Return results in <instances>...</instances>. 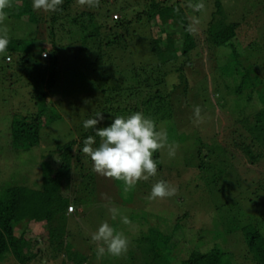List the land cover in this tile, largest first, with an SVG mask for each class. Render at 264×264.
<instances>
[{
	"label": "rangeland",
	"instance_id": "1",
	"mask_svg": "<svg viewBox=\"0 0 264 264\" xmlns=\"http://www.w3.org/2000/svg\"><path fill=\"white\" fill-rule=\"evenodd\" d=\"M110 1L113 4L110 8L115 9L106 19L108 22L122 15L119 4H123V0ZM221 1L227 18L240 24L234 38L235 46H208L206 26L213 5L210 1L203 2L204 8L197 10V14L191 10L188 12L196 46L188 53V58L181 56L174 63L184 64L181 71L168 72L166 69L170 63L166 69L160 66L161 61L148 44V33H136L135 26H131L128 32L130 36H136L129 44L131 51L122 52L119 46L115 47L112 65L129 77L136 71L144 75L152 70L155 78L164 71L169 73L162 84L151 87L149 92V95H154L159 88V99L153 98L148 105H141L138 111L151 117L158 129H166L169 142L174 141L178 147L174 157L168 156L167 148L158 151L156 176L139 181L128 193H124L122 181L96 174L87 156L82 159V169L80 166L71 170L70 188H64L63 193L69 205L74 207L73 212L67 207L68 214H74L67 215L64 221L63 242L84 256L87 259L85 264L149 262L150 257L144 247H148L151 230L159 231L169 239L165 241L166 246L163 242L164 248L162 246L158 251L171 257V264H179L191 250L205 251L214 246L227 253L232 261L230 264H261L253 261L252 254L247 252L242 228L253 225L254 232L264 244V123L248 131V124L244 125L247 121L243 118L249 116L247 120L252 122L255 114L263 115L262 104L256 93L251 96L250 90L244 92L243 88V93L238 95L231 92L230 87L237 88L244 67L249 68V76L252 73L264 76V0ZM99 5H103L102 0H99ZM71 11L74 15L82 11L97 14L98 8L80 7L76 1ZM35 12L41 18L38 23L8 16L0 27L7 28L11 39L34 37L37 50L41 47L49 49L52 38L49 36L51 26L45 21L47 12ZM172 18L176 19L175 12H172ZM95 19L97 24L103 21L99 16ZM163 20L160 18V22ZM68 23L65 29L72 32L73 27ZM170 24H164L163 28L176 39ZM153 29L159 34L157 27ZM119 31L124 33L123 29ZM55 32H61L60 26ZM69 36L68 33H57L55 37L54 41L59 45L60 71L55 85L50 88V98L45 101H37L33 84H30L32 79L18 67L17 52L7 51L0 55V188L24 185L42 189V168L45 161L53 164L51 152L58 144L79 139L85 130L84 120L93 118L89 117V111L98 99L92 98L94 100L91 101L90 96L96 85H100V79L89 75L82 67L80 58H76V53L67 44ZM253 44L261 48H254ZM98 52L99 49L94 53ZM46 54L49 57V50H45L43 56ZM103 59H95L96 74L99 67L104 66ZM117 75L118 71H113L112 80L116 81ZM175 82L180 87L174 88ZM196 106L200 108V121L194 115ZM39 107L44 109L37 131L39 141L30 145L26 137L15 140V119L29 116L28 120H31L30 116L40 114ZM21 142L28 147L20 145ZM244 142L260 153L257 161H248L241 149ZM200 163L202 168H199ZM157 180L173 185L177 189L176 194L163 199H147L152 184ZM113 206L131 223L123 224L120 216L112 220L109 208ZM104 220L128 237L130 243L125 254L116 257L105 253L97 258L91 233ZM23 226L24 223L18 228ZM25 237L36 240L34 250L41 248L39 258L28 264H64L62 251L48 248L42 241L47 237L44 223L31 225ZM246 255L251 257L245 259ZM1 264L15 262L9 256Z\"/></svg>",
	"mask_w": 264,
	"mask_h": 264
},
{
	"label": "trees",
	"instance_id": "2",
	"mask_svg": "<svg viewBox=\"0 0 264 264\" xmlns=\"http://www.w3.org/2000/svg\"><path fill=\"white\" fill-rule=\"evenodd\" d=\"M76 1L63 0L60 9L55 12H47L48 17L45 18V21L51 26L49 36L52 38L51 44L48 45L49 49L41 47L37 50L34 46V37L30 39L10 38L8 52H17L18 67L32 79L30 84H33V92L37 101H45L50 98V88L55 85L60 71L59 45L55 43V37L57 33H63L64 35L68 33V36L71 35L68 38V46L76 53V58H80L79 62H82L81 65L86 68L88 74H93V77L100 79V85L95 84L96 88L92 92L94 95L91 94L90 96L91 101L95 98L98 101L95 102V107L89 111V117H94L97 112H101L104 119L96 127H105L106 123L112 122L114 116L127 115L138 111L141 105H148L153 98L159 99V88L156 89L158 94L155 92L154 95H149L151 87L162 84V81L171 70L181 71L183 69V63L178 65H174V63L181 56L188 58L190 51L196 46L193 31L192 29L189 30L188 12L191 10L194 14H197V10L194 11L189 7L190 3L196 4L195 1L197 2V0H182L185 6L182 5L180 0H157L156 2L154 0H123V4H119L122 15L120 18H111L112 22L106 20L110 17V12L115 9L114 7L110 8L113 5L110 4V0H102L103 5L97 6V14H93L91 11H82L74 15L71 7ZM208 1L213 5L206 26V42L208 46L215 48L224 44L235 46L234 38L237 36V28L240 26L239 22L230 21L227 18L223 11L221 0H200L199 3ZM5 11L10 18L21 20L26 18L28 22L32 23H38L41 20L32 9L31 0H12V7L5 9ZM172 12H175L176 19L172 18ZM97 16L103 18L101 23H96L95 18ZM160 18L164 20L160 22ZM65 20H68L69 23H67L73 27L72 32L65 29L67 24ZM169 22L172 23L170 25L177 36L176 39H173L170 33L163 28V25ZM59 26L61 32L56 33L55 29ZM131 26H135L136 33H148V44L161 61L159 62L160 66L166 69L167 64H171L168 67L169 69H166L168 74L164 71L155 78L152 70V73L146 72L143 73L144 75L136 71L129 77L126 72L125 74L123 73L122 69L113 67L111 58L115 52V47L119 46L122 52L131 51L129 44L134 36L128 34ZM154 27H157L159 34L155 33ZM118 29H123L124 33ZM253 47L261 48L255 47V44H253ZM97 49L100 52H104L94 53ZM45 50H49V57H47V54L43 56ZM96 57L104 58V66L99 67L97 74L95 68ZM248 69V67H244V74L240 75V83L235 90L231 86L230 91L240 95L243 93L244 88V92L247 89L250 90L251 96L256 93L257 99L262 104L260 108L263 115L258 116L255 114L256 117L254 116V121L252 122L248 121L249 116L243 117L244 121H247L244 125L248 124L246 129L253 131V127H261L264 123V76L260 77L258 73H252L249 76ZM113 71H118L116 81L112 80ZM127 83L131 86H128ZM173 85L174 88L180 87L177 82ZM39 111L40 114L30 116L31 120H28L29 116H25L20 120L15 119L13 126V137L15 140L19 141V138L26 137L28 138L27 144L30 145L39 141L37 131L41 124L40 117H42L41 114L44 109L40 108ZM94 134L92 129H85L80 134L79 139H71L57 145L51 152L53 164L47 161L44 162L42 168L44 185L42 189H32L24 185L0 188V264L9 256L14 259L15 264H28L34 258H39L38 252L41 251V248L33 249L36 240L25 237L29 227L38 223H44L47 229V237L42 241L47 244L48 248L62 251L65 257L63 260L64 264L67 262L72 264L86 263L87 259L84 256H81L80 253L77 254L75 250L69 249L68 245L63 242V235L65 234L64 221L67 215L74 214H68L67 212L70 202L68 198L64 197L63 189L68 190L70 188L71 170L73 171V169H77L82 165V159L85 155L79 151V148L83 146V139L88 135ZM27 144L20 143L24 147H28ZM73 149H76V151ZM241 149L250 163L257 161L261 157L260 153H257L256 149L246 142L241 144ZM154 158L157 160V152L154 154ZM202 164L200 163L199 168L203 167ZM79 169H82V166ZM23 223L24 226L18 228ZM242 233L247 243V252L253 256L251 259L264 264V244L260 241L261 237L254 232V226L244 225ZM149 235L148 239L150 241L147 239L149 244L148 247H144V250L147 253L146 255L150 257V261L143 264H171L172 258L158 251L163 246V242L164 246H166L165 241H169V239L155 230H151ZM160 243L162 245H159ZM247 257L251 256L246 255L245 259ZM230 263L232 261L228 259L227 253L214 246L205 251L191 250L188 256L181 260L179 264Z\"/></svg>",
	"mask_w": 264,
	"mask_h": 264
},
{
	"label": "clouds",
	"instance_id": "3",
	"mask_svg": "<svg viewBox=\"0 0 264 264\" xmlns=\"http://www.w3.org/2000/svg\"><path fill=\"white\" fill-rule=\"evenodd\" d=\"M63 0H31L34 11L55 12L60 9ZM80 7L95 8L99 0H77ZM12 7V0H0V25L8 18L5 9ZM196 10H202L204 4H189ZM193 23H196L194 20ZM192 25H189V30ZM10 38L6 27H0V55L7 53ZM194 115L198 121L200 108L196 106ZM104 119L101 112L83 122L84 129H92L94 135L86 136L79 148L92 162V170L106 178L122 181L124 193L132 191L141 180L147 181L157 174L158 162L154 153L167 148L168 156L174 157L178 145L169 142L168 132L157 128L155 121L142 111H134L127 115H116L112 122L105 127H96ZM98 138V139H97ZM76 151V149H73ZM177 189L165 180H157L152 184L149 200L174 196ZM112 220L120 216L123 224H130L127 216L121 215L115 206L109 208ZM91 241L96 245L97 258L105 253L119 257L125 254L129 247V239L117 230L107 220L102 221L91 233Z\"/></svg>",
	"mask_w": 264,
	"mask_h": 264
},
{
	"label": "built area",
	"instance_id": "4",
	"mask_svg": "<svg viewBox=\"0 0 264 264\" xmlns=\"http://www.w3.org/2000/svg\"><path fill=\"white\" fill-rule=\"evenodd\" d=\"M68 210H69L70 212H73V211H74V207H73L72 205H69V206H68Z\"/></svg>",
	"mask_w": 264,
	"mask_h": 264
}]
</instances>
